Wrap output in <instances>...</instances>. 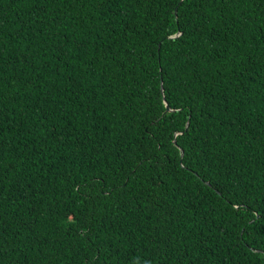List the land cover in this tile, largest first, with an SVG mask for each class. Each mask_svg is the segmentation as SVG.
<instances>
[{"label":"trees","instance_id":"trees-1","mask_svg":"<svg viewBox=\"0 0 264 264\" xmlns=\"http://www.w3.org/2000/svg\"><path fill=\"white\" fill-rule=\"evenodd\" d=\"M0 70V264H264V0H0Z\"/></svg>","mask_w":264,"mask_h":264},{"label":"snow or ice","instance_id":"snow-or-ice-1","mask_svg":"<svg viewBox=\"0 0 264 264\" xmlns=\"http://www.w3.org/2000/svg\"><path fill=\"white\" fill-rule=\"evenodd\" d=\"M48 2H51V0H48ZM184 0H181V3H183ZM199 0H187V3L189 4H195L198 3ZM154 19H158V17H154ZM161 24H163L162 20H159ZM3 76V71L0 70V77ZM5 85L3 83V80L0 79V94L4 91ZM0 104H2V96H0ZM147 110V109H146ZM166 114V113H165ZM161 117H157L155 119V122L153 123L152 127L155 128L157 124L160 123ZM4 137L0 135V142H2ZM164 145L161 144V150L164 149ZM188 147H193L192 145H188ZM136 149H139V151L136 152L137 155L141 156V159L137 161V170L136 172H131L127 175L126 180H122L119 183L116 181L112 182V186L108 187L107 189V195L111 197H115L117 202L127 205L128 203L132 202L134 197H140L142 196L143 199H136L135 203L139 204L143 208H147L149 204L157 203L158 199L156 197L152 196V193L155 192L157 189L161 188L164 185L165 177L169 175L170 173L163 171V169H166L168 167L167 162H162L155 160L149 153H147L142 145H135L134 151ZM2 151V150H0ZM131 154V153H130ZM187 153H185L186 155ZM158 156L159 153H156ZM9 164L12 165V167L15 169V163L13 161H9ZM6 165L4 164V161L2 158H0V170H2ZM18 171V169H16ZM113 171H117V169L113 168ZM149 173L146 175L145 173ZM154 172L155 175H151V173ZM139 173V174H137ZM135 177V182H133L132 177ZM91 180V178H89ZM147 181V183H145ZM99 180H92L91 184L85 183L83 184V188H95L97 184H99ZM139 185V187L142 189L141 192H136L135 188L136 185ZM103 187V186H102ZM159 193L157 192V197ZM97 196H99V192H97ZM3 201V192L0 191V204H2ZM75 215V213H73ZM87 231V229L85 230ZM3 244V240L0 239V245ZM4 251L3 247L0 246V252ZM95 264V262H93Z\"/></svg>","mask_w":264,"mask_h":264},{"label":"water","instance_id":"water-1","mask_svg":"<svg viewBox=\"0 0 264 264\" xmlns=\"http://www.w3.org/2000/svg\"><path fill=\"white\" fill-rule=\"evenodd\" d=\"M165 103L167 104V109L170 110V106L168 105V103L165 101Z\"/></svg>","mask_w":264,"mask_h":264}]
</instances>
